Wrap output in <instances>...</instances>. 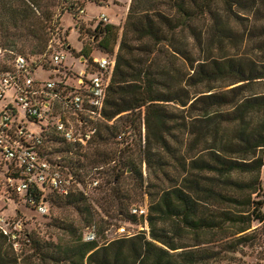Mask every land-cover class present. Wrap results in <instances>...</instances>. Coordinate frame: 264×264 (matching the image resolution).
Segmentation results:
<instances>
[{"label": "trees", "instance_id": "1", "mask_svg": "<svg viewBox=\"0 0 264 264\" xmlns=\"http://www.w3.org/2000/svg\"><path fill=\"white\" fill-rule=\"evenodd\" d=\"M53 15L44 0H0V39L15 45L23 24L39 60ZM94 21L97 50L114 60L102 118L85 147L54 137L65 143L55 152L81 185L107 166L94 203L148 231L87 242L83 229L98 231L99 217L90 195L49 193L80 222L52 220L56 240L27 234L28 253L0 232V264H212L219 253L203 245L248 246L264 227V0H130L121 31ZM90 52L81 50L93 64ZM139 193L146 216L124 209Z\"/></svg>", "mask_w": 264, "mask_h": 264}, {"label": "built area", "instance_id": "2", "mask_svg": "<svg viewBox=\"0 0 264 264\" xmlns=\"http://www.w3.org/2000/svg\"><path fill=\"white\" fill-rule=\"evenodd\" d=\"M72 1L80 18L88 14L87 5L105 3V0ZM94 20L110 23L104 13ZM68 51L53 50L49 44L39 60L12 53L11 65L0 68V232L16 252L29 243V237L23 232V224L10 220L6 214L10 194L22 198L40 214L49 212V193L66 196L80 190L88 195L72 173L64 172L63 162L51 157L56 143L52 138L75 147H85L92 139L96 122L102 118L114 60L93 56V64H89L81 58L85 71L71 73L74 76L71 79L72 71L65 66ZM43 63L49 67L44 68ZM28 123L39 126L40 131H31ZM89 183L98 184L95 180ZM130 212L146 216L148 209L135 206ZM131 235L119 226L115 238ZM84 240H98L94 227L85 232Z\"/></svg>", "mask_w": 264, "mask_h": 264}, {"label": "rangeland", "instance_id": "3", "mask_svg": "<svg viewBox=\"0 0 264 264\" xmlns=\"http://www.w3.org/2000/svg\"><path fill=\"white\" fill-rule=\"evenodd\" d=\"M44 3L49 5L50 10H53V20L49 22V26L52 28V31L49 35L48 43L52 45L53 50L69 49L67 52V60L65 66H67L72 72L79 73L80 71H85V64L82 61L85 59V55L81 53L83 47L91 50L90 56L96 58H101L106 56L105 54L100 53L97 50V45L94 42L95 37V26L96 23L93 21L94 17L98 14H106L109 17L110 24H114L116 27L120 28L125 21L128 6L130 0H108L103 7H96L90 5L88 7V14L83 18L73 20L71 14L66 10L69 4L67 0H44ZM13 30V27L10 30ZM16 34V43L15 45L10 44V37L8 39H0V67H9L12 63L14 57L13 54H20L25 56L30 60H36L38 57L33 55L34 49L31 45V42L25 36L24 25L21 24L18 28ZM88 58L86 59V61ZM47 75L44 74V78ZM71 79H74V76H70ZM28 129L33 132H39L40 127L32 123L27 124ZM119 142L118 147L121 148L124 146L120 137L117 139ZM56 148H64L65 143L58 142L53 145ZM65 152L59 151L52 154V158L60 159L61 162H66L64 157ZM65 164V163H64ZM107 166H103L100 169L103 171ZM99 169V170H100ZM94 171L93 177H84L86 179V184H83L82 187L90 195V202L96 208L99 217L96 221L98 228L97 236L100 243H103L107 240L114 239L117 233V227L122 226L125 229L132 233L136 234L142 230L148 231V227L142 220H139L137 223L129 222L126 220V215L118 214L117 208H113L109 213L102 211L95 203L94 199L98 198L104 194V190H100V184L103 182V173L102 171ZM143 170L145 172V166L143 165ZM64 172H68L64 168ZM66 174V173H65ZM127 174L121 178V180L116 184L117 187H121L123 192L126 190L129 184V188H133L130 177H127ZM92 178V179H91ZM95 180L98 182L97 185L91 186L90 181ZM262 184L264 186V169L262 171ZM51 195V194H50ZM48 195L49 203V212L47 214H40L35 210H32L26 202L18 197L10 194L9 207H6V214L10 215V220H17L23 224V232L25 234H36L44 237L45 239L56 240L58 237H62L63 233L61 230L57 229L54 226V219L58 220H67L74 221L76 223L80 222V216L77 215L76 210L69 206H64L57 204L51 199V196ZM2 204V203H1ZM148 199L146 196L137 195L134 201L130 202L124 209L126 213H129L132 207L135 206H147ZM257 225V224H255ZM258 224L257 226H259ZM256 226V227H257ZM87 231V228L83 229V232ZM205 248H210L219 254L214 256L212 264H264V227H262L259 232L251 237L248 241V246L243 247L242 249L236 252H227L221 248V241H215L214 243H207L203 245ZM24 250V251H23ZM24 253H28V246L22 249ZM19 251L17 253H21Z\"/></svg>", "mask_w": 264, "mask_h": 264}]
</instances>
